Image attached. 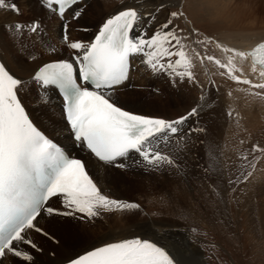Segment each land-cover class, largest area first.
I'll use <instances>...</instances> for the list:
<instances>
[{
	"label": "snow or ice",
	"instance_id": "6c2138e0",
	"mask_svg": "<svg viewBox=\"0 0 264 264\" xmlns=\"http://www.w3.org/2000/svg\"><path fill=\"white\" fill-rule=\"evenodd\" d=\"M38 2L59 17L60 39L68 49V58L41 63L30 79L45 90V95L40 96L42 104L50 102L46 95L49 87L58 89L62 97L61 117L73 142L107 166L124 169L129 166L127 161L132 159L145 169H179L177 160L186 138L206 131L198 126L201 113L210 107L203 92L199 97L201 103L174 118L139 114L120 106L114 97L118 87L129 79L135 57H140V62L152 73L169 77L173 85L178 81L199 84L192 70L194 60L201 64L207 61L224 70L220 72L221 76H227L237 84L249 85L247 91L253 97L264 99V42L250 51L216 42V47L226 54L223 61L214 55L189 49L185 41L192 33L183 35V29L174 24L182 12L168 11L163 22L149 28L157 21V14L166 11L164 0H159L151 12H141L136 0H132L136 6L122 5L121 10L102 22L93 39L86 42L70 38L66 14L70 12L74 20L82 17L83 9L72 7L78 4V0ZM0 9L21 14L16 2L0 0ZM9 27L13 31L6 32V35L14 42L25 28L39 33L42 24L33 20L28 24L11 23ZM195 43L206 48L214 41L211 37H204L196 39ZM2 48L0 42V56L3 55ZM49 48L56 53L54 46L49 45ZM249 58L251 72L258 82L237 66L238 60ZM31 59L34 61L36 57ZM24 83L23 77H17L5 62L0 61V264H6L9 258L35 264L31 250L38 249V245L29 232L55 239L39 225V219L45 214L91 223L104 212L140 208L138 203L105 195L97 180L90 175L86 161L70 156L34 123L22 102ZM210 83L215 87L214 81ZM200 87L204 89L205 86L201 84ZM253 151L264 152V149L257 145ZM247 158V155L243 156L244 160ZM251 174L249 172L248 176ZM58 197L62 198L63 209L49 205ZM21 245L28 246V249H22ZM67 264L182 262L166 247L150 239L135 237L104 243L69 258Z\"/></svg>",
	"mask_w": 264,
	"mask_h": 264
},
{
	"label": "rangeland",
	"instance_id": "374dc122",
	"mask_svg": "<svg viewBox=\"0 0 264 264\" xmlns=\"http://www.w3.org/2000/svg\"><path fill=\"white\" fill-rule=\"evenodd\" d=\"M127 1L128 0H87L84 4L79 6V8L83 9L81 22L72 19L71 15L68 17V22L69 24L71 23V25L73 24L72 26L75 28L79 29H81V24L89 25L88 27L91 31L92 29H95L99 24V21H101V15L105 14L111 8L121 7L126 4ZM168 1H174V4H170L169 11L183 13L182 16L174 20V24L178 25L179 29H183V35L192 33L189 39L185 41L189 49H195L202 54L219 56L215 42L208 45L206 48L203 45H197L195 43L196 39H203L204 37H211L213 41L214 38H218L219 40L222 39L218 34L219 26L217 25L214 16H210L209 18L202 16L204 10L201 7L199 8L194 5L193 0H166V2ZM224 1L227 3L224 8L227 15L226 23L238 28H244L248 24L247 27L254 26L253 29L255 31H264V0ZM7 2H16L20 7L21 14L18 16L22 21L18 22L28 24L33 20H39L42 24L39 33H32L28 29H24L22 31L23 33L20 34L18 38L20 42L17 41L16 37L14 44L16 42H18L17 45L19 43L24 44V46L27 44L29 50H31L29 51V54L27 52L24 54L20 52V55H22L23 58L31 60V57L35 56V54H37L35 56L36 59L39 57V59L42 58L43 60H47L54 56H56V58H68V49L63 45L62 41V48H59V50H61L60 52H62L61 54L57 51L56 53L51 52L49 46L44 42L47 37L52 38L51 35H53L55 29L53 22L54 18L58 19L57 17L52 15L49 18L46 16L44 17L42 14H34L32 11L34 12L36 10L24 7L20 0H7ZM34 2L39 5L40 8H44L38 0H34ZM98 6L103 7L102 14L97 15L96 13L98 16L96 22L88 21L91 16L90 13L94 16V12L97 11L96 8ZM3 10L5 11L6 9ZM215 15L217 20H219L222 14L215 13ZM45 23L51 26L52 33H50V30ZM92 32L93 30L91 33ZM196 33L199 35L196 36ZM93 35L94 33H92V36ZM83 38L87 39V42H90L91 40L90 37L85 36ZM55 41V39H52V41H47V43L54 42L51 46L56 48ZM39 43L41 44L39 45ZM190 54L192 53L190 52ZM137 62L138 61L136 60L134 74L130 83L125 86V90L134 89L136 85H140L138 81L141 79L142 69L141 66H139L140 62ZM148 72L150 71L148 70ZM196 78L199 81V84H201L202 79L198 76H196ZM209 78L212 79V77ZM161 80L162 77H159L158 81H153V86L155 85L157 88H153L152 91L159 89L156 84H160L162 82ZM211 86L212 84L209 86V92L214 96L213 102H211L213 105L217 95V87ZM247 87L250 88L249 85H247ZM204 91L205 90L201 89L200 85H196L193 89V95L198 94L200 97ZM252 91L259 90L252 89ZM36 93L39 94L38 92ZM176 93L179 96L177 102L179 108L177 107V109L179 110V114H183L188 110L185 108L186 99H183L180 95L181 88L176 89ZM123 94H126V92H119L118 100L123 104H131L132 109L147 114H164L163 111L155 110L146 107L145 105L137 106V98H130L129 95H126L127 97H121ZM249 97L250 99H248ZM243 98L245 100L244 102L247 103L239 106L243 109V113L239 112V117L236 120H232L231 118V122H227L226 124L233 130L236 128L237 122L243 123L242 130L240 131L241 136H247L252 123H257V129L256 133H252L251 137L248 138L249 141L251 140V144L248 140L247 142L249 143L247 144L246 142L247 147L243 145L244 142L240 144L243 153L239 154V158L237 159L239 162L237 160H230L231 164L224 163L223 150L226 151V147H228L229 144H232L228 138L223 137L219 142H212L213 139H210V137H206L205 135L200 136L195 142L197 147L193 158L197 160L198 166L196 167L199 168L195 171L196 174L190 176L188 179L184 178L183 180V178L177 176V174H172V179L180 181H173L174 184L171 185L169 183H167L168 185L164 184L160 181L154 184V188H151L152 184L148 181L153 183L157 180V177L153 176L154 173H152L151 176L144 175V173H147L150 169H145L143 166L136 167L138 164L135 163L132 165L129 164L132 171L128 172V170H124L125 172L122 171V173L126 175L125 178L130 182L122 180L120 181V184L121 187H123V184L126 183V189L128 191L127 195L131 198V201L128 202L133 201L138 203L139 199L142 201L140 203V208L104 212L101 217L95 219L91 223H88L87 221L83 223L80 221L74 223L72 220L68 221V217H48L45 214L41 218V226L44 227V230L48 232L50 236H54L55 239L53 240L42 234L33 232L37 234L38 238L34 235L29 236L38 245L36 252H41L39 249L49 250L50 244L58 246L59 244H62L64 247L68 248H80L81 246L86 245L87 239H91L92 237L95 238L99 233L100 236H102L107 232L122 231L121 228L125 223L133 222L136 229L139 228L142 230L144 225L149 224L152 221L158 222L160 219L165 222L160 221V223L156 224L166 230L174 228L172 225L168 224V221H172V223L174 222L178 229L185 230L189 235L190 241L197 244L200 248L206 264H264V152H253L252 150L253 147L257 145L259 148L264 149V99L253 97L249 91L244 93ZM194 99L193 102L196 105V101H198L196 100V96ZM211 103L209 104L211 105ZM43 106L49 107L45 104H43ZM53 109L58 111L57 108ZM52 111L55 113L54 110ZM51 117L52 116H49V119ZM205 121L206 120L202 118L199 119L198 122L199 124L201 123V127L205 128V125L207 124ZM244 122L247 123L244 124ZM51 123L52 122L50 121L48 124L51 125ZM58 124V122L53 123V125L56 126H58ZM210 130H214V127L211 126ZM249 144L251 147H249ZM244 155H247V160L243 159ZM253 164L256 167L258 166L256 170L259 182L257 180L254 181L252 177H250L247 182H242L246 173L252 171ZM137 175L142 176L137 177ZM251 180L255 183L254 185H252L253 183ZM258 184V188L255 187ZM137 185H141V187ZM253 189L255 191L254 197L256 196L257 199L256 204L252 203ZM247 199H249V203ZM246 200L247 202H245ZM239 202L245 204L248 203L247 207H243V204H239ZM57 207L63 209L61 206L57 205ZM259 211H263V215H261ZM140 218H148V221H142ZM29 233H32V231ZM50 241L51 243H48ZM50 255H55V252L50 251ZM15 261H17V264H24L22 260L15 259ZM35 264L39 263H36L35 261Z\"/></svg>",
	"mask_w": 264,
	"mask_h": 264
},
{
	"label": "bare ground",
	"instance_id": "6f19581e",
	"mask_svg": "<svg viewBox=\"0 0 264 264\" xmlns=\"http://www.w3.org/2000/svg\"><path fill=\"white\" fill-rule=\"evenodd\" d=\"M86 1L87 0H81L80 2H78L77 5L72 6V7L79 8V6L84 4ZM20 2L24 7L31 9V10H36L34 12L32 11V13L34 14H38V15L42 14L44 17L46 16L49 18L50 16L53 15L58 18V19L54 18L53 24L55 26V29L53 31V35H51L52 38L47 37L46 41L44 42L46 43L47 46H49L53 44L54 42L47 43V41H52V39H55L56 40L55 46H57L56 51L59 53L61 51L59 50V48H62L61 40H60L61 21L59 17L55 15L54 13L47 11L44 8H40L39 5H37L34 2V0H20ZM158 2L159 0H136V4L140 5L139 10L141 12H145V11L151 12L154 6L158 4ZM164 2H165L166 11H162L161 13H158L157 21L154 24L149 25V28L158 26L159 23L163 22L166 19L169 8H170V4H174V1L166 2V0H164ZM193 3L197 7L199 8L201 7L204 10V13L202 16L204 17L206 16L208 18L210 16L212 17L214 16L217 22V25L219 26L218 34L220 38H222L221 40H219L218 38H214L215 46H216V42H218L222 45L236 48L241 51H249L255 46V44H257L259 41L264 39V31L263 30L255 31L253 29L254 27L253 25H252L253 27L251 26L247 27L248 25L247 24L246 27L244 28H238V27H233L232 25L226 23L227 15H226L224 8L227 5V3H225L224 0H193ZM126 4L130 6H136V4H133L132 1L130 0H128ZM96 10L97 11L94 12V16L90 13L91 16L88 21L96 22L97 17H98L97 15L102 14L103 7L98 6ZM118 10H121V7L111 8L105 14L101 15V21H99V24L97 25L95 29H92L93 30L92 33L95 34L98 31L99 26L102 24V22H104L110 15L115 14ZM215 13L222 14L219 20H217ZM66 15H67V20H68V17L71 15V13L69 12ZM18 21H22V20L19 19V16L17 14L13 13L10 10L4 11L3 9H0V42H2L3 44V48H2L3 55L0 56V61L5 62L6 66L17 77L24 78L25 83H24V87L21 89V93H22L21 98H22V102L25 104L26 110L28 111L30 117L33 119L34 123H36L38 127H40L51 138H53L54 140L62 144L64 148L69 150V152L73 156L81 157L82 159L86 161L90 175H92L93 178L97 180L98 185L101 187L105 195H108L109 197L114 198V199H119L123 201H131L130 196L127 195L128 191L126 189V183H124L123 187H121L120 181L123 180L125 182H130L127 180V178H125L126 175L122 173V171L125 172L124 170H128L129 172V171H132V169L129 166L124 169L107 166L103 164L102 162H99L98 160L94 159L87 150H85L83 147L77 146L73 142V139L68 133L65 127V124L63 122V119L61 117V98L59 97V95L57 94V92L55 91L53 87H49L46 93L47 97H50V102L47 104V106L49 107H44L43 104L40 102V96L45 95V90L40 88L39 85L34 84V82L30 79V77L33 74L34 70L41 63L47 62L48 60H52V59H58V58L54 56L47 60H43L42 58L39 59L38 57L34 61L32 59L29 60V59L23 58V56L20 55V52H22L23 54L27 52L29 54V51H31L29 50V46L26 43H25L26 44L25 46L24 44H20V43L17 45V43L20 42V40L18 39L19 35L17 36L18 42H16L15 44L13 40L10 38V36L6 35V32L13 31V29H11L9 25L11 23H15ZM79 21L81 22V18L79 19ZM69 25H70V38L80 39L86 42H87V39L83 37L86 36V37L91 38L92 30L90 31V28L88 27L89 25L81 24L80 25L81 29L75 28L74 26H72L73 24L71 25V23ZM46 26L49 28L50 33H52L51 26L48 24H46ZM85 28L88 29V31H84L83 29ZM26 29L27 28H25V30ZM93 37L94 35L92 36L91 40L93 39ZM40 44L41 43H39V45ZM216 49L219 53V56H216V57L218 59H221L222 61L225 60L226 54L222 51V49L218 47H216ZM61 53L62 52H60V54ZM36 55L37 54H35V56ZM136 60L138 61L137 63H139L141 61V58L140 57L133 58V63H132L133 67L130 71L131 76H129V79L125 81L123 85L118 87L116 91V96L114 98L118 99L119 92H126V94L121 95V97H127L126 95H129L130 98H137V101H138L136 104L137 106L145 105L146 107L163 111L164 114L143 113L135 109H132L131 104H123L119 101L120 106L124 107L127 110L134 111L139 114L160 116L164 118H174L178 116L179 114V110L177 109V107L179 108V106L177 105L179 96L176 93V89L181 88L180 95L182 96L183 99H186L185 108L190 110L192 107L196 106L198 103H201V101L199 100L198 94H194L196 96V100H198L196 101V105L193 102V100H195L194 99L195 96L193 95L194 93L193 89L196 85L202 84L205 86L204 94L207 97V103L213 102V99H214L213 94L209 92V86L211 84L210 81H212V79L215 82V86L217 87V95L214 100V104L212 105L211 103L210 107L205 108V110L201 113V116L199 118V119L202 118L206 120L205 122L207 124L205 125V128H207V126L208 128L206 129L205 132L193 133L190 137L186 138V141L184 142L185 147L183 151L180 152L179 158L177 160V163L180 165L179 169L174 168V167H168L164 170H160V171L150 170V171H147V173H144V175H149V176H151L152 173H154L153 176L157 177V180H155L153 183L151 181H148L150 184H152L151 188H154L155 187L154 184L160 181L163 182L164 184L169 183L170 185L174 184V182L176 181L177 182L180 181V180L172 179L173 178L172 174H177V176L182 177L183 180L184 178L188 179L190 176H194L196 174L195 171L198 170L199 167L198 168L196 167L198 166L197 165L198 163H197V160L193 158V155H195L196 147H197V144L195 142L200 136L206 135V137L208 136L210 137V139H213L212 142L213 141L219 142V140L223 139V137L228 138L229 141L232 142V144H229L228 147L225 146L226 151L225 150H223L224 152L222 151L224 163L226 162L228 164H231V161H235L239 158V154L243 153V150L241 148L242 146L240 144L244 142L243 145L247 147L246 142L247 140L249 141L248 138L251 137L252 133H256L257 123L251 124L250 131H248L247 136H241L240 131L242 130L243 123L237 122L236 128L233 130L229 128V125H227L226 123L231 122V118L232 120L233 119L236 120L239 117V114H238L239 112L243 113L242 111L243 109L240 108L239 106L241 104H247L244 102L245 100L243 98L244 93H247L248 92L247 90L249 89L247 85L245 86V84H237L236 82L230 80L227 76H221L220 72L224 71L223 69H219L215 64L209 63L207 61L201 64L199 60H194L195 67L192 70L195 72L196 76L202 79L201 84H192L187 81H178L176 85H173L170 82L169 77H167L166 75H156L152 73L151 71L148 72V69H146V67L140 62L139 66H141V69H142L141 79H139L138 81L140 85H136L135 86L136 88L134 87V89L125 90L124 89L125 86L130 83L131 78L134 74ZM237 66L239 68H242L244 74L247 75L249 78H252L254 82H258V78L251 72V58L245 61L238 60ZM159 77H162V80H161L162 82L160 84L158 83L156 84L159 89L152 91L153 88H157L155 85L153 86V81L155 82L158 81ZM209 77H212V79ZM36 92H38L40 95L37 94ZM248 99H250V97ZM53 108H57L58 111ZM52 110H54L55 113H53ZM230 111L232 112V115H228ZM49 116H52L55 119H53L52 117L49 119ZM50 121L52 122L51 125L48 124ZM56 122L59 123L58 126L53 125V123H56ZM245 123L247 122H244V124ZM200 124L199 126L201 127ZM193 126H196V123H194ZM211 126L214 127V130H210ZM60 127L62 128L63 131L61 130ZM249 142L251 144V140ZM249 142H247V144ZM250 144H249V147H251ZM127 163L128 165L129 164L132 165L135 162L132 159H129ZM140 166L142 165H136V167H140ZM139 176H142V175H137V177ZM251 177L253 178L254 181L257 180L259 182V178L257 176V170L253 173ZM251 182L253 183L252 185L255 184L252 180ZM137 186L141 187V185H137ZM258 186L259 184L255 187L258 188ZM252 191L255 192L254 189ZM253 199L254 201L257 202L256 196L255 197L253 196ZM247 200L249 203V199ZM247 200L245 202H247ZM141 202L142 201L139 199L138 204L140 205ZM239 204H243V207L244 206L247 207V204L245 203L239 202ZM49 205L52 207H56V208H59L57 207V205L64 207L62 203V198H59V197L53 198L49 202ZM262 212L263 211H259L261 215H263ZM67 220L68 221L72 220L74 223L79 222V220L77 219L74 220L72 218H68ZM140 220L147 222L148 218H140ZM160 221L165 222L164 220H160V219L158 220V222L152 221L149 224L144 225L142 227V230H140L139 228L136 229L134 227L133 222L125 223L124 226L121 228L122 231H111V232L104 233L102 236H100V233H99L97 237L95 238L92 237L91 239H87L86 245L81 246L80 248H75V247L68 248V247H64L62 244L61 245L59 244V246L55 244H50L49 250L55 252V255L53 256L50 255L49 250H42L39 253L36 252V250H31V251L35 258L36 263L38 262L39 264H67V261L69 258H75L78 255L84 254L86 251L91 250L94 247L103 245L104 243L116 242L118 240L127 239V238L131 239V237L132 238L139 237L142 239H151L152 241L158 243L159 245L166 247V249H168L170 253L174 255L175 258L180 260L182 264H206V262L204 261L203 255L200 251V248L197 246V244L190 241L189 235L185 230L178 229L177 225H175L174 222L172 223V221H168L169 222L168 224L172 225L174 228L166 230L165 228H162L161 226H158L156 224V223H160ZM39 225L40 226L42 225L41 218L39 219ZM33 232L34 231H32V233H29V235H32V236L34 235L36 238H38L37 234ZM48 243H51V241ZM20 247L25 250L28 249V246L26 245H21ZM15 259L21 260L19 258H14V259L9 258L6 264H17L16 263L17 261H15Z\"/></svg>",
	"mask_w": 264,
	"mask_h": 264
}]
</instances>
